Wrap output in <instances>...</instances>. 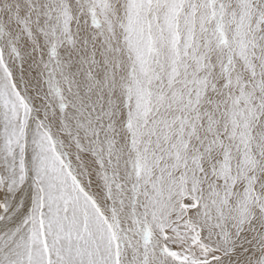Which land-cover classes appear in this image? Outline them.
<instances>
[{"label": "snow or ice", "instance_id": "6c2138e0", "mask_svg": "<svg viewBox=\"0 0 264 264\" xmlns=\"http://www.w3.org/2000/svg\"><path fill=\"white\" fill-rule=\"evenodd\" d=\"M0 264H264V0H0Z\"/></svg>", "mask_w": 264, "mask_h": 264}]
</instances>
